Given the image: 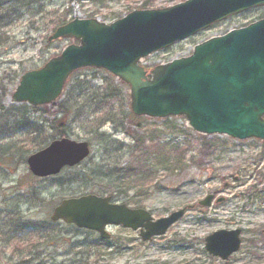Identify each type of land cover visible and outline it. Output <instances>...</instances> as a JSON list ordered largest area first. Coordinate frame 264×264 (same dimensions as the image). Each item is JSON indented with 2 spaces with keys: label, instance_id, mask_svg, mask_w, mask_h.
<instances>
[{
  "label": "rangeland",
  "instance_id": "obj_1",
  "mask_svg": "<svg viewBox=\"0 0 264 264\" xmlns=\"http://www.w3.org/2000/svg\"><path fill=\"white\" fill-rule=\"evenodd\" d=\"M142 1L0 0V208H16L26 220L37 223L41 234L51 237L50 242L41 241L23 252L0 238V264H264L263 140L208 135L219 141L212 152L200 153V135L189 128L185 118L167 123L148 116L135 120L130 86L95 67L76 70L61 96L49 105L35 107L12 98L23 73L42 67L75 42L68 38L48 41L66 14L67 21L86 16L111 23L139 8ZM149 1L153 7H165L183 0ZM263 16V6L231 16L148 56L145 62L153 68L189 55L197 43ZM114 93L116 97H105ZM62 114L65 137L88 141L91 154L57 175L37 177L27 158L63 137L51 128V120ZM154 130L163 134L151 140ZM139 132L147 138L145 147L149 146L144 166L141 155L132 151ZM168 142L190 146L183 169L169 170V164L162 163L165 152L156 145ZM166 154L174 158L173 151ZM88 193L109 195L133 208L144 207L155 219L189 205L195 207L165 235L150 241H144L139 230L109 226L111 239L104 242L96 232L50 219L53 207L63 198ZM208 194L226 200L200 208L198 202ZM236 228L242 229L243 239L238 252L223 260L206 251V236Z\"/></svg>",
  "mask_w": 264,
  "mask_h": 264
},
{
  "label": "water",
  "instance_id": "obj_2",
  "mask_svg": "<svg viewBox=\"0 0 264 264\" xmlns=\"http://www.w3.org/2000/svg\"><path fill=\"white\" fill-rule=\"evenodd\" d=\"M260 6L264 0H185L135 9L111 23L75 17L57 27L48 41L72 38L78 42L67 45L42 67L22 74L12 98L33 106L50 104L62 94L74 71L104 68L130 86L131 109L136 115L183 116L201 134L264 140V17L197 43L191 54L151 71L140 64L144 57ZM89 154L87 141L63 137L31 154L28 164L34 175L46 177L79 164ZM214 197L209 194L199 204L209 207ZM225 199L218 197L215 203ZM185 212L181 208L155 219L145 208L86 194L61 200L51 220L96 231L102 239L111 237L109 225H122L140 230L147 241L166 234ZM241 232L240 228L217 230L206 237L205 248L228 259L241 247Z\"/></svg>",
  "mask_w": 264,
  "mask_h": 264
},
{
  "label": "trees",
  "instance_id": "obj_3",
  "mask_svg": "<svg viewBox=\"0 0 264 264\" xmlns=\"http://www.w3.org/2000/svg\"><path fill=\"white\" fill-rule=\"evenodd\" d=\"M31 1L34 2L35 0H31ZM171 1H174V0H171ZM175 1L177 2L178 0H175ZM153 6L154 5L152 1L143 0L139 8H151ZM66 22H67V14L64 16V20H62V22L59 23L57 26L63 23H66ZM110 96L116 97V93L107 94L105 97L108 98ZM14 110L17 111V109L15 108ZM61 111L63 112L64 109L62 108ZM133 116L135 120L144 118L143 116H136V115H133ZM164 121L167 123L169 122V119H164ZM65 125H66V121H65L64 114H62L60 117H55L51 120V128L54 129L56 132H58L63 137H65V134H66ZM142 127H143L142 124L139 123L138 130H140V128ZM175 127L176 126L174 125L170 126L171 129H173L174 131H177ZM162 134L163 132L161 130H154L152 131L150 135V139L156 140ZM135 137H136L135 139L136 145L133 147L132 151L135 153V155H141V163H142L141 166H144V163L147 159L144 153L148 151L149 149V146L145 147V142L147 138H145V136L142 135L140 132L137 133ZM218 141H219V138L217 136L213 138H209V136L200 135L199 152L200 153L204 152L206 154L212 152V150L214 149ZM156 147H160L164 150L166 159L165 161L162 160V163H166V164L168 163L169 166L167 167L169 170L178 171L180 169H183L184 166L187 165L185 155L190 150L189 145H186V147H180L179 143H175L171 145L170 142H168L165 145L157 144ZM170 150L174 152V158H170L171 155L166 154L167 152H171ZM41 231L42 230L37 227V223H33V222L26 220L23 216H21L19 210H17L16 208H11V209L10 208H0V238L2 242H5V243L9 242L11 244H14V246L16 248L18 247L22 252L31 250L41 241L50 242L51 237L49 236V234L48 233L41 234Z\"/></svg>",
  "mask_w": 264,
  "mask_h": 264
}]
</instances>
